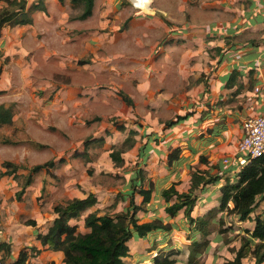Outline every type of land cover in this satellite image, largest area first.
I'll list each match as a JSON object with an SVG mask.
<instances>
[{
	"label": "rangeland",
	"instance_id": "374dc122",
	"mask_svg": "<svg viewBox=\"0 0 264 264\" xmlns=\"http://www.w3.org/2000/svg\"><path fill=\"white\" fill-rule=\"evenodd\" d=\"M15 1L0 0V12ZM132 1L95 0L93 16L82 20L83 4L67 0L55 31L25 46L16 25L1 30L0 108L11 121L0 122V173L16 169L20 177L0 176V259L17 262L25 253V264H65L38 235L48 232L55 206L91 193L98 203L90 212L127 225L131 196L142 205L137 191L153 185L136 217L173 228L132 240L126 264H155L157 255L167 264H231L256 217H264V200L247 221L219 210L221 188L228 178L236 182L243 124L264 109V0H146L142 11ZM48 161L55 165L31 172ZM196 171L221 177L218 188L196 192L192 216L215 211L206 240L184 209L168 214L177 199L162 196L172 185L188 192ZM83 219L73 221L80 233ZM196 241L207 244L198 249ZM253 261L248 252L242 262Z\"/></svg>",
	"mask_w": 264,
	"mask_h": 264
},
{
	"label": "trees",
	"instance_id": "16d2710c",
	"mask_svg": "<svg viewBox=\"0 0 264 264\" xmlns=\"http://www.w3.org/2000/svg\"><path fill=\"white\" fill-rule=\"evenodd\" d=\"M2 1V0H1ZM10 1V0H4ZM43 1V0H40ZM62 4L67 0H59ZM74 4H83V11L79 19L85 20L93 14L95 0H70ZM12 2V1H11ZM10 2V3H11ZM15 9L5 8L0 12V32L7 24L28 25L32 24V17L28 15L27 0H16ZM40 6L34 7L39 9ZM228 88L236 86L235 80L230 78L227 82ZM129 103L131 101L125 98ZM178 119H183L178 117ZM11 121V112L4 106L0 108V122L8 123ZM169 124H174L170 121ZM124 131L125 127H120ZM135 131L130 132L125 145L132 147L133 135ZM100 142L101 140H97ZM114 163L122 165V159L119 152H113L111 155ZM55 165L54 161H48L34 166L32 173L40 172L43 169L51 168ZM6 167L13 166L6 163ZM16 169L1 172L0 176H11L15 178L20 175L15 174ZM236 173V174H235ZM236 182L231 179L226 180V184L221 188L219 210H228L235 214L241 221H246L254 213L259 200H264V155L252 160L251 163L244 166L241 170L235 172ZM143 181V178H139ZM221 177L214 175L209 171H196L191 176V185L188 192H179L175 185L162 192L165 201L169 203L175 197L177 201L166 207V212L171 216L184 209L185 215L191 226L196 230L203 240H206L212 233L211 224L214 218V210L204 217L194 218L192 213L197 204V194L199 190L208 185L219 183ZM31 183V177H28L21 191L18 193V199H21L25 188ZM154 189L151 185L148 189H139L137 193L143 198L142 205H137L132 195L128 211L129 223L123 225L117 221L110 213L100 214L99 210L90 212L97 203L95 194L91 193L85 198H74L65 204L55 206L56 214L52 225L47 233H40L38 239L44 247L54 251H61L64 254L65 264H126L125 259L130 256L129 242L134 238L144 239L155 231L170 232L172 224L165 223L162 219H154L148 222H140L136 217L138 211L143 210V205H147L152 200ZM84 218V227L89 229L87 233H80L78 225L73 221ZM36 226L37 223L31 220L27 223ZM248 237L243 239L241 248L237 251L236 258L231 264H243V259L249 252L254 261L248 264H264V217L258 216L255 219V227L247 231ZM200 244H207L203 242ZM199 243H194V247L199 249ZM198 249H193V252ZM39 251L37 248H33ZM248 250V251H247ZM27 254L22 253L20 260L16 264H24ZM155 264H167L164 259L157 255L154 259Z\"/></svg>",
	"mask_w": 264,
	"mask_h": 264
},
{
	"label": "crops",
	"instance_id": "0c3cea01",
	"mask_svg": "<svg viewBox=\"0 0 264 264\" xmlns=\"http://www.w3.org/2000/svg\"><path fill=\"white\" fill-rule=\"evenodd\" d=\"M158 1H160L159 3L161 5H164L165 4L164 2L166 0H158ZM36 5L40 6L39 9L34 8V7H36ZM137 9H139V8H137ZM160 9H161L160 11H164V12L166 11V8H164V6H160ZM27 10H28V13L30 12L33 23L28 24V25H16V31L21 33L20 37H21V39L23 38L22 39V45H24V46L27 43H29L30 41L36 40V37L42 31H45V30L47 32L55 31L56 20L60 19L63 21V20H65L66 16L68 15V13L65 11L64 5L62 3H60L59 0H43V1L28 0ZM139 10L142 11L141 9H139ZM92 16H93V14L90 17H92ZM85 20H87V19H85ZM24 46H22L23 47L22 49L24 51H27V48ZM239 169L240 168H237V169L235 168V171H233V172L235 173ZM217 186H219V185H214L212 187L218 188ZM212 187H210V189ZM208 188H209V186H208ZM208 188H207V190H208ZM165 223H169V222L165 221ZM254 227H255V222H253V226L250 227V230L252 231L254 229ZM84 230H85L84 233L89 232V229H87L85 227H84ZM165 233H167V232H165ZM135 239H137V238H134L132 240H135ZM130 242H129V244H130ZM59 253H61L62 256H64L63 252L59 251Z\"/></svg>",
	"mask_w": 264,
	"mask_h": 264
},
{
	"label": "built area",
	"instance_id": "2783aa9c",
	"mask_svg": "<svg viewBox=\"0 0 264 264\" xmlns=\"http://www.w3.org/2000/svg\"><path fill=\"white\" fill-rule=\"evenodd\" d=\"M257 91L260 89L257 88ZM238 154L235 161L239 170L251 163L252 160L264 155V109L259 116L249 118L244 122L242 137L238 144ZM0 264H16V262L0 259Z\"/></svg>",
	"mask_w": 264,
	"mask_h": 264
},
{
	"label": "bare ground",
	"instance_id": "6f19581e",
	"mask_svg": "<svg viewBox=\"0 0 264 264\" xmlns=\"http://www.w3.org/2000/svg\"><path fill=\"white\" fill-rule=\"evenodd\" d=\"M132 1V0H131ZM146 0H133L132 3L135 5L136 8L142 9L141 7H146ZM143 10V9H142Z\"/></svg>",
	"mask_w": 264,
	"mask_h": 264
}]
</instances>
